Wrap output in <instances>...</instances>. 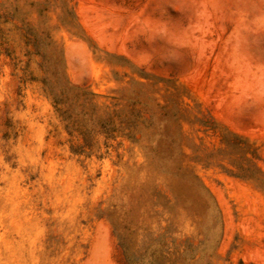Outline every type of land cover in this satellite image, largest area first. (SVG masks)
<instances>
[{
  "label": "rangeland",
  "instance_id": "374dc122",
  "mask_svg": "<svg viewBox=\"0 0 264 264\" xmlns=\"http://www.w3.org/2000/svg\"><path fill=\"white\" fill-rule=\"evenodd\" d=\"M0 264H264V0H0Z\"/></svg>",
  "mask_w": 264,
  "mask_h": 264
}]
</instances>
